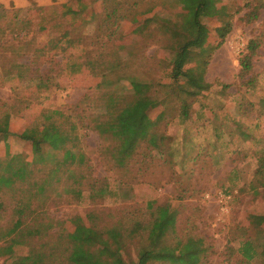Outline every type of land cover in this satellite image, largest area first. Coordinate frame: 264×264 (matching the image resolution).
Wrapping results in <instances>:
<instances>
[{"label":"rangeland","instance_id":"obj_1","mask_svg":"<svg viewBox=\"0 0 264 264\" xmlns=\"http://www.w3.org/2000/svg\"><path fill=\"white\" fill-rule=\"evenodd\" d=\"M80 1L89 5L83 24L82 19L72 22L62 15L64 3L77 7L78 0H0V119L9 114L14 133L0 136V160L5 165L18 155L14 163L28 161L30 170L26 180L0 186V245L14 243L15 255L27 256L29 264H72L64 253L67 242L57 232L60 221L80 216L85 224L100 229L113 225L130 229L136 218L151 222L149 207L169 204L177 213L181 237L206 238L209 250L199 264H260V257L242 263L238 249L248 238L255 239L259 250L264 243L263 229L250 218L264 213V193L254 191L263 189L257 172L264 149V0H222L219 5H225L229 14L203 19L210 31L207 44L220 43L201 56L207 60L205 76L211 87L195 98L188 120L179 118L180 102L174 94L165 107L153 109V119L166 109L155 127L158 135H165L163 150L158 152L146 141L123 161L121 139L84 123L107 113L108 101L102 93H129L122 75H139L153 83L168 81L166 64L172 52L166 45L171 42L156 19L142 35L131 33L130 16L120 23L109 49L118 53L122 67L106 81L98 68L74 72L72 54L80 55L74 58L78 61L86 54L94 59L102 47L95 36L102 33L98 25L104 2ZM128 1L139 2L133 11L152 7L148 14L139 12L141 18L179 21L182 17L177 0ZM225 19L230 20L231 30L221 37L216 27ZM68 28L71 36L88 46L87 53L80 46L79 51L72 47L62 55L51 52L52 39ZM252 39L259 47L251 58L250 74L243 77L241 61ZM156 85L152 95L166 97L167 88ZM46 119H55L76 137L66 148L83 151L85 162H65V149L49 146L41 155L44 162L34 159L31 143L19 134ZM237 125L250 135L248 139L230 134ZM233 168L242 173L234 182ZM172 235L168 242L174 240ZM127 250L134 255V242H128ZM0 264H11V259L1 256Z\"/></svg>","mask_w":264,"mask_h":264},{"label":"trees","instance_id":"obj_2","mask_svg":"<svg viewBox=\"0 0 264 264\" xmlns=\"http://www.w3.org/2000/svg\"><path fill=\"white\" fill-rule=\"evenodd\" d=\"M78 1L77 7L68 2L64 3L62 5V15L68 17L72 22L82 19L81 24H83L85 21L83 17L84 10L89 5L80 0ZM221 1L177 0L183 9L181 20L177 21L158 16L155 18L153 16L141 18L142 15L151 12L152 7L140 11H137L136 7L133 11V8L139 3L138 1L131 3L128 0H103V11L100 14L102 22L98 25L102 33L95 36L96 40H102V47L94 59L86 54L83 61H78L74 58L80 57V55L72 54L70 65L74 72H80L87 66L92 69L98 68L103 81H106L111 72L122 67L123 63L118 53L116 51L109 52V49L111 43L118 36L120 23L127 21L130 16L132 17L130 23L134 25L131 33L142 35L156 19V22L158 21L168 32L169 41L171 42V44L166 45L167 49L172 52V57L166 64L168 73L165 78L168 81L159 80L158 83H153L148 79L141 78L139 75H122L121 79L126 80L129 93H102L101 96L108 101L107 113L103 118L92 119V121L84 123L85 126L96 129L100 133H112L121 139L123 143L122 161L124 158L134 155L141 144L146 141L148 145L156 147L159 150L158 152L163 150L165 135H162V137L158 135L159 133L155 131V127L164 118L166 109L163 108L154 119L151 118L150 112L161 105L165 107L171 94H174L180 102L179 118L188 120L195 98L211 87V83L205 76L207 60L201 56L206 55L212 48H217L220 43L213 47L207 44L210 31L203 19L205 17L221 18L226 13V6L219 5ZM40 11H43V8H40ZM138 14L141 16H138ZM254 15L252 14V17ZM41 29H44V27H41ZM230 30L229 19L223 20L222 25L216 27V31L221 37H225ZM71 35L72 30L68 28L64 29L59 36L54 37L52 39L53 44L50 47L51 52L55 50L54 54L62 55L69 52L72 47H77L79 51L80 46L81 52L87 53L86 48L88 46L81 45L80 37ZM258 47L259 44L256 39L250 40L247 53L241 61V76L246 77L250 74L252 69L251 58ZM120 48H124V45H120ZM89 54L93 55L91 50ZM51 58L53 59V57ZM57 62L60 63L61 61L57 60ZM251 77L249 76V80H251ZM156 84L167 88L168 95L166 97L160 98L152 95L155 88H157ZM123 98H125L124 103L121 102ZM49 117L50 115L47 116V118ZM71 126L73 130L76 128V124ZM237 126L236 129L230 131V134L240 133L242 138L248 139L250 135L239 129L241 125ZM11 134L14 133L10 128V115L5 114L0 119V136L7 137ZM19 136L31 143L36 161H45V157L41 156L45 146H49L50 149L56 151L65 149V162L71 163L77 161V159L80 162L86 161V155L83 151L77 153L70 147L66 148V145L74 141L76 137H71L66 133L61 128V124L55 119L50 121L46 119L40 125L28 127ZM262 154H264V149L258 157L262 163L258 168L257 181L263 189L261 191L256 188L254 190L256 194L264 193V155ZM17 157L21 156L13 155L5 165L0 160V165H4L3 172L0 173V186L26 180L28 177L30 173L28 161H20L19 164H15L14 160ZM230 173V180L233 182L236 178H241L242 173L235 168ZM77 181L81 182L79 179ZM42 186L40 187L43 188ZM230 187L228 190H230ZM244 187L245 183L239 188V191H243ZM149 209L152 217L151 222L144 224L136 218L130 229L120 225H113L106 230L100 229L95 225L85 224L80 216L60 221L59 231L57 232L67 242L64 253L67 254L72 264H154L165 261L172 264H199L202 262L209 250L206 238L199 234L182 235L183 237H181L177 227V213L169 204H157L149 207ZM250 218L254 221L255 226L264 231V213L251 214ZM171 234H173L174 240L168 242V236ZM134 239H136V242ZM128 242H134L135 244L134 255L127 250ZM13 244L0 245V257L7 256L11 259V264H29L27 256L15 255ZM259 246L252 238L242 241L238 249L242 257L241 262H251L253 259L260 257V264H264V243L261 250L258 249Z\"/></svg>","mask_w":264,"mask_h":264}]
</instances>
